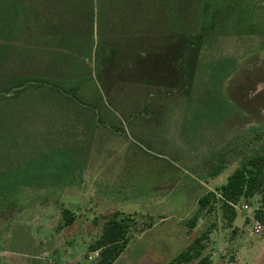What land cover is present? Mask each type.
I'll use <instances>...</instances> for the list:
<instances>
[{
    "label": "rangeland",
    "instance_id": "374dc122",
    "mask_svg": "<svg viewBox=\"0 0 264 264\" xmlns=\"http://www.w3.org/2000/svg\"><path fill=\"white\" fill-rule=\"evenodd\" d=\"M256 152L264 0H0L2 264H101L115 213L113 264H264L259 195L199 210Z\"/></svg>",
    "mask_w": 264,
    "mask_h": 264
},
{
    "label": "trees",
    "instance_id": "16d2710c",
    "mask_svg": "<svg viewBox=\"0 0 264 264\" xmlns=\"http://www.w3.org/2000/svg\"><path fill=\"white\" fill-rule=\"evenodd\" d=\"M260 196V208L255 213L258 222L264 225V154L256 152L249 156L228 178L227 183L222 186L220 196L213 192L203 195L199 199V210H210L212 203L222 202L224 209L230 208L231 204L237 203L242 198L250 199ZM73 220H67L70 225ZM197 225V218H194L189 227L194 229ZM130 226L127 219H121L119 213H115L106 219L103 227L102 238L112 246L101 255V264H113L130 242ZM202 242V237L196 238L194 243L182 251L168 264H185L201 256L196 250V245ZM194 250L197 252L193 254ZM208 258H203L198 264H209ZM0 264H2L0 260Z\"/></svg>",
    "mask_w": 264,
    "mask_h": 264
}]
</instances>
